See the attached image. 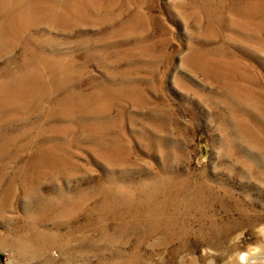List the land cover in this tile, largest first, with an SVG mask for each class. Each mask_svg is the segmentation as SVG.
I'll return each mask as SVG.
<instances>
[{
	"label": "rangeland",
	"instance_id": "374dc122",
	"mask_svg": "<svg viewBox=\"0 0 264 264\" xmlns=\"http://www.w3.org/2000/svg\"><path fill=\"white\" fill-rule=\"evenodd\" d=\"M0 264H264V0H0Z\"/></svg>",
	"mask_w": 264,
	"mask_h": 264
}]
</instances>
